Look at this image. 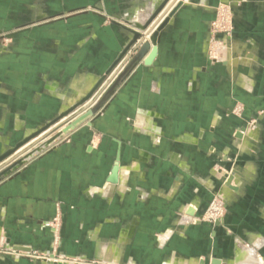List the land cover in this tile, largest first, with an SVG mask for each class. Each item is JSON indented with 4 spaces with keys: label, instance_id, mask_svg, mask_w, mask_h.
I'll return each instance as SVG.
<instances>
[{
    "label": "crops",
    "instance_id": "0c3cea01",
    "mask_svg": "<svg viewBox=\"0 0 264 264\" xmlns=\"http://www.w3.org/2000/svg\"><path fill=\"white\" fill-rule=\"evenodd\" d=\"M163 1L73 0L48 16L44 51L1 49L0 154L87 93L126 22ZM225 11L231 32L216 34ZM215 195L224 217L196 221ZM2 242L0 264H264V0H184L89 122L0 181Z\"/></svg>",
    "mask_w": 264,
    "mask_h": 264
},
{
    "label": "rangeland",
    "instance_id": "374dc122",
    "mask_svg": "<svg viewBox=\"0 0 264 264\" xmlns=\"http://www.w3.org/2000/svg\"><path fill=\"white\" fill-rule=\"evenodd\" d=\"M72 1L73 0H0V31H1L0 50L3 49V51L6 53L7 51H11L13 48L19 49V44H20V48L22 50H29L36 52H40V50L44 51L47 48L46 45H48V16H52L51 18L63 17L64 14H61V12H65L64 7H66L67 5H71ZM35 15H42L45 18L39 19L37 21H33V17ZM230 18H231L230 11L219 13L217 15L216 20L212 24V31L216 34L222 32L228 35L231 32ZM13 32H17L15 35L16 38L15 43L13 37H11L10 39L5 37L6 34H11ZM18 40L20 42H18ZM135 53L136 51L132 52L131 56H128L117 66V68L114 70L116 71L115 72L116 75L114 74L113 76H110L111 79L109 78L106 79L107 82L106 86L95 97L96 100L99 99L101 95H103V93L111 86L117 75H119V73H121V71L127 66L131 57ZM213 54H214L213 55L214 58L218 56V55L215 56L216 54L215 51ZM23 65H28V62H26V60L22 58V66ZM41 65L42 64L37 63V67L39 70H42L44 68V67L41 68L40 67ZM44 69L47 70L48 68H44ZM39 81H37V84L35 86L37 92L43 97L49 96L50 92L48 90L43 89V85L40 86L41 81L40 83ZM68 92L71 93V90H69ZM61 126L52 128L49 132L47 131L41 134L40 136H38L37 138H35V141L32 144L30 150L38 146H41L44 141H47L49 138L53 137L60 130ZM59 140H57L47 149L54 146ZM14 172L2 178L0 181L11 176ZM225 213H226V208L223 200L221 199L220 196L215 195L208 203L207 208L202 213L201 217L200 218L197 217L195 218V220L198 222L202 221L209 224H215L224 217ZM3 244H4L3 242L0 244V252L5 253L6 255H11L12 252L10 251V249L2 250ZM17 257L21 259L22 258L28 259L30 261L34 258H40L37 255L29 256L25 254H18ZM41 258H43L45 262L47 261L45 257H41ZM56 260L60 261L59 259ZM66 262L68 263L72 262V264H74V262H78L76 264L86 263V261H81V259L79 258L72 260L66 259Z\"/></svg>",
    "mask_w": 264,
    "mask_h": 264
},
{
    "label": "water",
    "instance_id": "95a60500",
    "mask_svg": "<svg viewBox=\"0 0 264 264\" xmlns=\"http://www.w3.org/2000/svg\"><path fill=\"white\" fill-rule=\"evenodd\" d=\"M169 0H164L152 14L146 19V21L142 24L140 23H129L126 24L129 27H122L124 31L131 35L129 41L124 46L117 59L112 63L109 69L105 72V74L100 77L97 82L92 86V88L85 93L80 99H78L71 106L67 107L63 111H59V113L50 121L36 128L34 131L29 133L27 136L22 138L19 142H17L12 148L6 150L2 154H0V164L6 161L10 156L18 152L21 148H23L26 144L40 136L45 132H49L52 128L57 126H61L60 130L47 141H44L41 146H38L32 150H28L27 152L21 153L19 156L15 157L11 161H8L6 164L0 166V180L12 172L16 171L19 167L28 162L32 157L36 154H39L46 150L49 146L55 143L60 138L67 136L74 130L78 129L83 124L89 122V120L96 114V112L100 109V107L105 103V101L112 95L115 88L118 86L122 78L126 75V73L130 70L132 66H134L144 55V53L148 50L149 43L156 47L159 33L165 28L168 24L169 19L173 16V14L177 11V9L182 5L184 0L179 1L176 5L167 13V16L159 23L155 29L152 31L148 30L150 24L156 19V17L163 10L165 5ZM150 34L149 43L142 44L143 35L140 32L146 31ZM136 51V53L131 57L127 66L117 75L111 86L101 95L99 99H95V97L99 94V92L106 86V79H111L110 76H113L116 71H114L117 66L125 60L128 56H131L132 52ZM155 49H153V53L151 57L154 56ZM87 104V105H86ZM80 110V111H79ZM74 114L73 117L66 121V118H69ZM116 172L117 167L115 166L112 175L109 179L110 182H116ZM229 181H227L228 184ZM212 264H219L218 261L213 262Z\"/></svg>",
    "mask_w": 264,
    "mask_h": 264
},
{
    "label": "bare ground",
    "instance_id": "6f19581e",
    "mask_svg": "<svg viewBox=\"0 0 264 264\" xmlns=\"http://www.w3.org/2000/svg\"><path fill=\"white\" fill-rule=\"evenodd\" d=\"M140 24H142V23H140ZM116 75V74H115ZM75 98V97H74ZM76 99V98H75ZM75 99H73V101L75 100ZM63 110H65V109H61V110H59V111H63ZM227 186H230V183H228V184H226ZM61 264H72V263H68V262H66V261H61L60 262Z\"/></svg>",
    "mask_w": 264,
    "mask_h": 264
}]
</instances>
